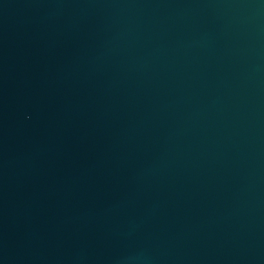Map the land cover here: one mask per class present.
Returning <instances> with one entry per match:
<instances>
[{
    "label": "water",
    "instance_id": "1",
    "mask_svg": "<svg viewBox=\"0 0 264 264\" xmlns=\"http://www.w3.org/2000/svg\"><path fill=\"white\" fill-rule=\"evenodd\" d=\"M0 264H264V0H0Z\"/></svg>",
    "mask_w": 264,
    "mask_h": 264
}]
</instances>
